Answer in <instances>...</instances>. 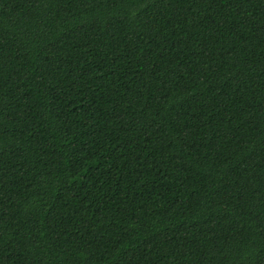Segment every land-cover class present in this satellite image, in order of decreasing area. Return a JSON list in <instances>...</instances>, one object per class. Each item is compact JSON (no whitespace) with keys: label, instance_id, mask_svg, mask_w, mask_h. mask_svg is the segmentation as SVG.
I'll return each instance as SVG.
<instances>
[{"label":"trees","instance_id":"trees-1","mask_svg":"<svg viewBox=\"0 0 264 264\" xmlns=\"http://www.w3.org/2000/svg\"><path fill=\"white\" fill-rule=\"evenodd\" d=\"M0 264H264V0H0Z\"/></svg>","mask_w":264,"mask_h":264}]
</instances>
